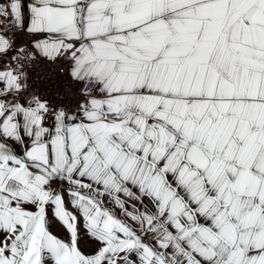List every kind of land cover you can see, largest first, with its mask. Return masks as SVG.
Wrapping results in <instances>:
<instances>
[{"label":"snow or ice","instance_id":"obj_1","mask_svg":"<svg viewBox=\"0 0 264 264\" xmlns=\"http://www.w3.org/2000/svg\"><path fill=\"white\" fill-rule=\"evenodd\" d=\"M0 264H264V0H0Z\"/></svg>","mask_w":264,"mask_h":264}]
</instances>
